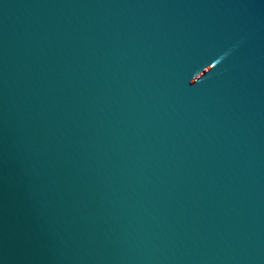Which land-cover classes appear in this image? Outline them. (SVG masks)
I'll return each mask as SVG.
<instances>
[{"label":"water","instance_id":"water-1","mask_svg":"<svg viewBox=\"0 0 264 264\" xmlns=\"http://www.w3.org/2000/svg\"><path fill=\"white\" fill-rule=\"evenodd\" d=\"M0 264H264V0H0Z\"/></svg>","mask_w":264,"mask_h":264}]
</instances>
